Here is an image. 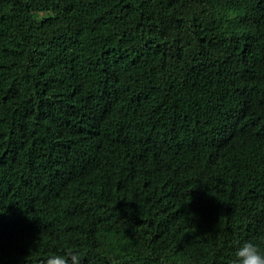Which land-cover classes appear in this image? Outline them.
<instances>
[{
	"label": "trees",
	"instance_id": "trees-1",
	"mask_svg": "<svg viewBox=\"0 0 264 264\" xmlns=\"http://www.w3.org/2000/svg\"><path fill=\"white\" fill-rule=\"evenodd\" d=\"M261 234L264 0H0V264H233Z\"/></svg>",
	"mask_w": 264,
	"mask_h": 264
},
{
	"label": "clouds",
	"instance_id": "clouds-1",
	"mask_svg": "<svg viewBox=\"0 0 264 264\" xmlns=\"http://www.w3.org/2000/svg\"><path fill=\"white\" fill-rule=\"evenodd\" d=\"M95 241L100 251L116 254L122 246L121 236L104 227L95 232ZM42 264H81L78 251H69L66 254H53L47 257ZM233 264H264V234L242 243L236 253Z\"/></svg>",
	"mask_w": 264,
	"mask_h": 264
}]
</instances>
